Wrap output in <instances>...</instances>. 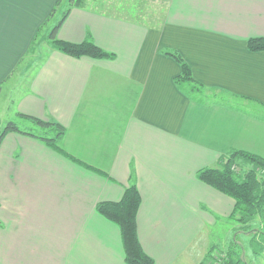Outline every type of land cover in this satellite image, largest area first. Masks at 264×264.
I'll return each instance as SVG.
<instances>
[{"label":"crops","instance_id":"1","mask_svg":"<svg viewBox=\"0 0 264 264\" xmlns=\"http://www.w3.org/2000/svg\"><path fill=\"white\" fill-rule=\"evenodd\" d=\"M57 1L0 0V97L12 89L14 122L21 113L64 126L59 145L69 155L23 133L3 137L0 264H127L119 226L96 207L120 201L132 184L142 198L143 249L160 252L166 241L165 264L183 250L185 264H194L187 252L201 237L211 245L213 213L226 221L235 207L198 172L235 149L264 158V118L255 115L264 110V52L247 45L264 37V0H102L94 12L72 8L57 37L91 38L115 58H74L48 44L34 62L39 29L68 0ZM167 51L213 91L207 102L178 87L181 66ZM172 220L182 222L185 237L194 230L188 247L168 258V244L184 240L183 233L161 236ZM236 229L224 249L243 237Z\"/></svg>","mask_w":264,"mask_h":264},{"label":"trees","instance_id":"2","mask_svg":"<svg viewBox=\"0 0 264 264\" xmlns=\"http://www.w3.org/2000/svg\"><path fill=\"white\" fill-rule=\"evenodd\" d=\"M62 1L58 0L56 7L60 6ZM66 3L67 8L61 19L52 26L46 35L52 48L74 58H115L114 53L102 49L91 38L82 43H73L57 37L72 8L85 9L88 7V0H68ZM56 11L55 8L43 27L39 29L36 38L41 35L43 28L50 25L49 21L54 17ZM247 45L251 52H264V37L250 38ZM165 53L181 66V73L175 78L178 87L195 102H207L206 91L208 88L195 80L192 69L185 59L176 51ZM18 116L22 121L8 123L0 133V143L9 132H19L38 138L68 155L59 145V141L66 132L64 126L55 121H46L21 113H18ZM237 169L238 171H236ZM198 176L202 182L234 200L235 207L231 219L239 223L235 234L243 235V237L251 234L249 244L254 248V250L251 248L253 255L260 256L264 251V239L258 240V235L260 233L264 236V230L262 225L255 231L254 223L257 219H260L262 224L264 222V158L242 150H231L221 156L218 167L204 168L198 172ZM141 201L138 187L136 184H132L126 188L120 201H102L97 204L96 209L100 215L119 226L127 264H156L154 259L143 249L138 236L137 214ZM232 244L241 247L237 241L232 242L226 252H218V255L213 258V264H247L244 255L235 254Z\"/></svg>","mask_w":264,"mask_h":264},{"label":"rangeland","instance_id":"3","mask_svg":"<svg viewBox=\"0 0 264 264\" xmlns=\"http://www.w3.org/2000/svg\"><path fill=\"white\" fill-rule=\"evenodd\" d=\"M65 1H67V0H65ZM98 3L106 6L102 0H89V4H88L89 10L93 11V12L97 11L96 5ZM64 4H66V5L65 6L63 5L60 9H58L59 12L57 11L58 15H56V17H58L60 15V13L62 12L64 7L65 8L67 7V3L65 2ZM57 19L54 22H56ZM52 21L50 22V25L48 27L43 28L41 35L35 39V43L33 44L34 48H33L32 54H31L32 58H34L36 60L34 62H37L39 59H41L48 52V48H49L48 44H50V42H48L46 35L50 32L52 26L55 25V24H52ZM11 91H12V89L10 87L5 86L3 88V94L0 97V133H1V131H3L4 127L8 123L14 122L17 120V113H15V111H13L14 113H12L11 110H7V108H11V105H12L11 101H13L15 99L14 95H11ZM211 92H213V91L207 90L206 95H208V93H211ZM222 93H224V92H222ZM215 95H218V93H215ZM218 96H220V95H218ZM220 97H222V96H220ZM230 100H238V99L231 98ZM207 101H208V99H207ZM241 102L242 101L239 99L238 101H235L234 103L241 105ZM255 113H258V114H255L258 117L264 118V110L260 111L259 109H255ZM20 121H22V120H20ZM236 171H238V169ZM212 216L217 218V222H216V225H214V226H213L212 222L209 223V225L207 226L208 232H211V241H212L210 243L211 245H209L207 243L203 244L204 243L202 241L203 237H201L199 240L196 241L194 246L191 249H189L187 252V253H189V256L193 259L194 264H201V263L213 264V262H212L213 258L218 255V252L219 251L220 252H226V250L229 248V246H228L227 249H224V247H223L224 242L223 241H227V238H231L233 235V231H234L233 228L234 227L238 228V226H239V223L236 222V220L229 219V220L225 221V219L223 218L224 217L223 213H221V212L213 213ZM164 218L165 217H163L162 215H159L158 216V222L155 223V225L158 226L160 224L161 220ZM218 220H220V221H218ZM262 225H263V230H264V222L262 224V221H260V219H257V221L254 223V230L257 231L258 230L257 228L259 226H262ZM180 226L182 227V229H179ZM192 230H194V228L193 229L190 228L189 235L185 237L184 236L185 230H184V226H183L182 222L179 220H172L166 226L165 232L160 231L161 236H163V235L179 236L181 233H183L180 237H183L184 240H182L179 243H172V244L169 243L168 244L170 246L168 249H166L167 254H168V258L176 256L180 251H182L183 249L188 247L190 241L192 240V236H193ZM147 235H148V237L154 238L156 235L155 229L150 230L148 228L147 229ZM251 237H252L251 234H247V236H245V237H240V240L237 242H238V244L241 245V247L239 245L232 244V246H234L235 254L239 256L241 254L244 255V253H245L244 258L247 261V264H264V251L259 257L255 256L256 258L252 256L253 253L250 254L252 252V249L254 250V248L251 247L249 244ZM259 242H261V241H259ZM166 243H167L166 241L162 242V249L167 246ZM145 250L156 259V261H157L156 264L167 263V261H166L167 257L161 252V250H160V252L156 251L152 246H145ZM184 251L185 250H183V252H181L177 256V258H176L177 260L173 264H185L184 257L181 256L184 253Z\"/></svg>","mask_w":264,"mask_h":264}]
</instances>
